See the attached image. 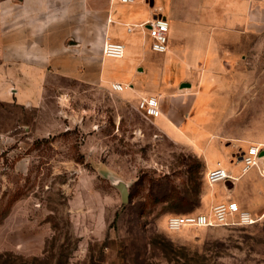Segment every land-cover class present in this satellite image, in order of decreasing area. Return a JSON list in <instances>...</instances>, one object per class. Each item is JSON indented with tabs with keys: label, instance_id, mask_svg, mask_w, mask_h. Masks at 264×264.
Here are the masks:
<instances>
[{
	"label": "rangeland",
	"instance_id": "374dc122",
	"mask_svg": "<svg viewBox=\"0 0 264 264\" xmlns=\"http://www.w3.org/2000/svg\"><path fill=\"white\" fill-rule=\"evenodd\" d=\"M164 5L173 25L169 4ZM197 19L209 24L214 18L198 14ZM175 29L178 46L189 49L185 36H196L194 26L178 22ZM254 58L252 52L247 62L252 69ZM180 75H168L176 83L172 92L193 94L194 74ZM253 81L248 74L252 87ZM217 86L207 92L211 105L221 103L210 109L211 117L207 94L202 95L197 139L168 134L140 102L127 100L113 86L72 83L60 101L33 109L0 101V127L23 123L13 145L17 155L0 158V264H264V195L257 186L263 180L255 176L256 166L243 173L242 163L248 141L255 133L264 137V105H255L253 88L236 87L228 92L233 100L228 106L221 83ZM175 107L182 123L196 115L186 103ZM256 108L262 111L258 130ZM19 157L26 159L18 171ZM205 157L208 166L221 160L239 174L236 185V179L232 186L224 180L211 184ZM219 199L263 206L248 210L253 222L167 227L170 215L210 213ZM15 207L18 215L7 222ZM11 223L23 232L6 235ZM18 241L24 245L15 246Z\"/></svg>",
	"mask_w": 264,
	"mask_h": 264
},
{
	"label": "crops",
	"instance_id": "0c3cea01",
	"mask_svg": "<svg viewBox=\"0 0 264 264\" xmlns=\"http://www.w3.org/2000/svg\"><path fill=\"white\" fill-rule=\"evenodd\" d=\"M164 1L169 4L174 27L164 13ZM164 1L0 0V101L33 109L48 104L49 100L60 101L62 96L68 95L72 83H89L108 88L114 83H121L122 94L133 103L152 96L158 98L161 115L156 120L164 131L173 136L182 134L194 139L201 135L198 117L204 105L202 95L212 88H219L217 85L220 83L222 97L228 106L233 104L228 92L236 87L240 90L253 88L255 105H264V0ZM179 8L187 12L183 14ZM203 9L208 11L204 13ZM188 10L194 12L188 13ZM157 14L167 16L170 24L165 52L151 48L152 37L146 26ZM198 14L199 17L207 15L214 19L209 24L203 23L197 19ZM178 22L194 26L196 36H185L191 43L189 49H181L177 44L175 26ZM106 37L125 45L122 57L103 55ZM252 52L255 55L253 69L247 65ZM175 58L180 61L178 68L174 64ZM173 72L181 74L180 78L184 74H194L190 75L195 81L194 84L191 82V88L195 87L193 94L176 95L172 92L176 83L173 84L175 81L168 75ZM220 72L228 77L221 79L216 75ZM195 73L205 74L200 76ZM232 73L236 75L232 76ZM248 74H254L253 87L247 82ZM209 96L207 94L205 99L209 108L206 112L211 117L213 113L210 109L214 110L221 103L216 100L211 105L207 99ZM246 97L245 94L241 96ZM178 103L196 108V115L182 123L175 107ZM255 111L257 125L262 111L258 108ZM16 122L19 121L16 119ZM22 124L0 127V158L3 154L6 157L13 156L18 151L13 145L16 132ZM30 126L26 124V129L31 130ZM256 127L258 130V125ZM254 136L255 139L248 142L264 145L262 133H255ZM199 149L204 152L202 148ZM25 159H16L14 168L22 170ZM205 159L206 164L209 163ZM217 166H223L221 160L211 161L208 168ZM255 166V176L263 180L257 185L259 193L264 195V155L257 159ZM229 171L232 176L238 177L234 183L240 179L239 174H234L231 169ZM242 188L249 192L252 189L250 184ZM233 189H228L229 193ZM230 200L252 212L264 205L262 202L263 205L252 209V204L240 199L213 202L216 204ZM17 215L18 208L15 207L6 218L7 222ZM19 228L22 229V226L11 223L6 226L4 233L23 232ZM7 243L3 241L2 244ZM16 245L24 244L18 241Z\"/></svg>",
	"mask_w": 264,
	"mask_h": 264
},
{
	"label": "built area",
	"instance_id": "2783aa9c",
	"mask_svg": "<svg viewBox=\"0 0 264 264\" xmlns=\"http://www.w3.org/2000/svg\"><path fill=\"white\" fill-rule=\"evenodd\" d=\"M123 2H130L134 0H120ZM146 26L152 37L151 48L158 52H165L168 48L169 41V29L170 24L167 16L163 14H157L151 20L146 23ZM104 53L108 57L120 58L124 55L125 45L120 41L106 38L104 47ZM115 88H120L119 85H115ZM140 107L143 112L152 117H158L161 115L160 103L157 97L152 96L144 98L140 101ZM264 155V145L260 144L258 147L248 149V154L243 156V164L245 169H249L257 164V159ZM207 179L210 183H216L219 181H227L236 179L229 170L223 166H217L210 169L207 172ZM264 194V187H263ZM250 211L241 208L235 201H221L216 203L210 213H177L172 214L167 219V227L170 230H179L186 225H214V224H226L237 221L253 222ZM237 219V220H236Z\"/></svg>",
	"mask_w": 264,
	"mask_h": 264
},
{
	"label": "bare ground",
	"instance_id": "6f19581e",
	"mask_svg": "<svg viewBox=\"0 0 264 264\" xmlns=\"http://www.w3.org/2000/svg\"><path fill=\"white\" fill-rule=\"evenodd\" d=\"M108 39H110V38H108ZM106 56V55H105ZM119 85L120 86V89H122L123 88V86H122V84L121 83H114L113 84V86H115V85ZM260 144H262V143H253V144H251L250 146H249V149L250 148H252V147H254V148H256V147H258ZM253 167V166H252ZM252 167H250V168H252ZM249 168V169H250ZM249 169H245L244 167H243V170L246 172V171H248ZM264 172V171H263ZM263 176H264V174H263ZM236 179H238V177H235ZM211 184H213V183H211ZM255 221V220H254ZM217 224V223H216ZM226 224H229V223H226Z\"/></svg>",
	"mask_w": 264,
	"mask_h": 264
},
{
	"label": "water",
	"instance_id": "95a60500",
	"mask_svg": "<svg viewBox=\"0 0 264 264\" xmlns=\"http://www.w3.org/2000/svg\"><path fill=\"white\" fill-rule=\"evenodd\" d=\"M226 183H227L229 186H232L233 181H232L231 179H228V180L226 181ZM123 189H124V188H123Z\"/></svg>",
	"mask_w": 264,
	"mask_h": 264
}]
</instances>
